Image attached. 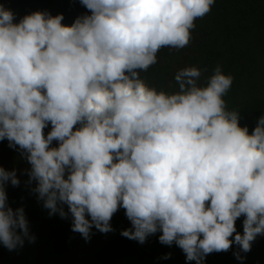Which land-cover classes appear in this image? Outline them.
<instances>
[{
	"label": "clouds",
	"instance_id": "1",
	"mask_svg": "<svg viewBox=\"0 0 264 264\" xmlns=\"http://www.w3.org/2000/svg\"><path fill=\"white\" fill-rule=\"evenodd\" d=\"M79 2L90 14L71 25L41 11L17 23L0 4V142L30 166L49 215L70 216L86 242L93 228L114 231L122 208L123 237L143 244L159 232L195 264L235 245L243 264L264 236V115L251 133L240 125L220 65L202 85L201 69L179 70L172 93L140 76L162 48L188 46L216 0ZM9 185H20L17 170L0 166V246L14 251L36 238Z\"/></svg>",
	"mask_w": 264,
	"mask_h": 264
},
{
	"label": "trees",
	"instance_id": "2",
	"mask_svg": "<svg viewBox=\"0 0 264 264\" xmlns=\"http://www.w3.org/2000/svg\"><path fill=\"white\" fill-rule=\"evenodd\" d=\"M0 4L14 13L17 23L36 11L62 14L65 25L90 14L79 0H0ZM195 23L189 45L183 49L162 48L157 63L142 71L141 78L149 87L172 93L178 90L174 78L179 70L201 69L198 84L202 85L220 65L224 74L234 78L224 97L228 110L239 111L240 125H246L251 133L256 120L264 115V0H216L212 10ZM50 129H45V134ZM16 165L24 174H17L18 187H7L8 202L13 209L24 207L30 234L36 239L34 243L25 240L24 246L14 251L0 246V264H195L186 262L177 246L159 243V232L143 244L123 237L121 232L131 223L122 208L110 222L114 231L101 233L93 228L86 242L71 231L70 216L62 219L59 214L49 215L43 201L32 192L35 183H27L26 170L30 166L7 140L0 142V166L11 171ZM242 221L243 217L236 223L241 233ZM236 251L239 249L233 245L228 252L212 253L204 264H241L233 255ZM169 253L171 258L165 259ZM241 255L245 257L243 264H264V236H258L251 251Z\"/></svg>",
	"mask_w": 264,
	"mask_h": 264
},
{
	"label": "rangeland",
	"instance_id": "3",
	"mask_svg": "<svg viewBox=\"0 0 264 264\" xmlns=\"http://www.w3.org/2000/svg\"><path fill=\"white\" fill-rule=\"evenodd\" d=\"M18 168V166L16 165L15 167H14V169H16L17 170V174H21L22 172H21V170L20 169H17Z\"/></svg>",
	"mask_w": 264,
	"mask_h": 264
}]
</instances>
